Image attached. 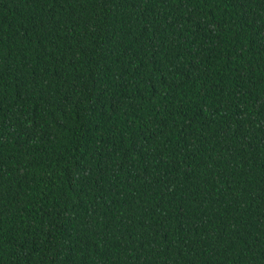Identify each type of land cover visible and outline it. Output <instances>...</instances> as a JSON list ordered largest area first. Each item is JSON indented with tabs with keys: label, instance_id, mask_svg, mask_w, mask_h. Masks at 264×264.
<instances>
[{
	"label": "trees",
	"instance_id": "1",
	"mask_svg": "<svg viewBox=\"0 0 264 264\" xmlns=\"http://www.w3.org/2000/svg\"><path fill=\"white\" fill-rule=\"evenodd\" d=\"M0 264H264V0H0Z\"/></svg>",
	"mask_w": 264,
	"mask_h": 264
}]
</instances>
